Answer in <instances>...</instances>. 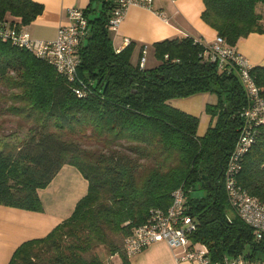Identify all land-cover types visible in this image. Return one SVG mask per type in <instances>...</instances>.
Segmentation results:
<instances>
[{"label": "trees", "instance_id": "16d2710c", "mask_svg": "<svg viewBox=\"0 0 264 264\" xmlns=\"http://www.w3.org/2000/svg\"><path fill=\"white\" fill-rule=\"evenodd\" d=\"M93 1L101 8L84 11L90 36L79 49L76 82L29 51L0 41V88L6 89L0 101H10L9 111L32 123L21 144L0 138V205L42 212L39 191L66 165L88 181V193L73 214L46 237L21 244L9 264H108L100 248L118 264H132L126 239L152 211L167 212L181 189L197 225L193 245L204 247L213 262L264 261V237L257 240L231 208L225 188L246 104L238 76L207 62V47L190 36L154 44L157 67L133 65L132 42L116 51L110 37L118 0ZM203 2L202 19L228 46L264 34V0ZM43 12L32 0H0V20L11 18L22 27ZM251 75L264 96V67H254ZM201 94L218 98L206 107L212 122L202 137L200 119L172 105ZM82 139L104 149H86ZM237 180L264 201V124L257 127Z\"/></svg>", "mask_w": 264, "mask_h": 264}, {"label": "crops", "instance_id": "0c3cea01", "mask_svg": "<svg viewBox=\"0 0 264 264\" xmlns=\"http://www.w3.org/2000/svg\"><path fill=\"white\" fill-rule=\"evenodd\" d=\"M44 7V12L30 25L23 26L34 39L53 41L60 28L69 24L70 8L100 9L93 0H32ZM151 7L132 6L116 30H110L113 47L121 51L132 42L135 50L133 65L137 66L142 56L146 67L152 69L160 62L155 56L154 44L186 36L210 45L218 36L216 30L202 19L205 10L203 0H151ZM11 19V18H10ZM9 19V20H10ZM12 20V19H11ZM246 57L253 67H264V34H251L241 39L234 47ZM214 94H201L172 102V105L200 119L198 135L204 136L212 119L206 113L208 105H215ZM88 181L80 171L66 165L54 181L39 191L42 212H30L0 205V264H9L15 250L24 242L46 237L55 227L68 219L77 203L87 195ZM197 248H203L196 245ZM183 249L174 250L165 242L151 245L143 252L130 258L132 264H196L179 261ZM115 264L119 260L114 257Z\"/></svg>", "mask_w": 264, "mask_h": 264}, {"label": "built area", "instance_id": "2783aa9c", "mask_svg": "<svg viewBox=\"0 0 264 264\" xmlns=\"http://www.w3.org/2000/svg\"><path fill=\"white\" fill-rule=\"evenodd\" d=\"M117 3L109 23L110 30L120 26L130 7H151V0H118ZM68 19L69 24L59 29L53 41L34 39L17 20H0V41L29 51L37 58L49 62L69 82H76L80 64L79 49L90 36V26L84 10L80 8H70ZM126 43L130 41L126 40ZM205 46V60L216 64L220 71L236 74L245 91L246 104L241 111L243 124L225 173V188L231 208L253 230L257 240H261L264 237V201L249 194L239 184L237 175L244 154L254 143L257 127L264 124V96L251 75L254 67L250 61L228 46L224 38L217 36L212 44ZM145 65L144 55L140 60L141 69ZM186 202L185 192L181 189L175 193L173 204L167 212L152 211L149 220L126 239L125 250L128 256L132 258L155 243L165 242L174 250H184V254L178 256L179 261L196 264H264V261L243 257L213 262L205 248H197L190 240L197 225L187 212Z\"/></svg>", "mask_w": 264, "mask_h": 264}, {"label": "rangeland", "instance_id": "374dc122", "mask_svg": "<svg viewBox=\"0 0 264 264\" xmlns=\"http://www.w3.org/2000/svg\"><path fill=\"white\" fill-rule=\"evenodd\" d=\"M262 12V7L260 8ZM0 91L6 93L5 88H0ZM10 101H0V138L4 143L10 142L13 144H21L27 138L29 134V128H31L32 123L28 121L23 116L15 115L9 111ZM82 146L86 149L92 150L94 152H100L104 149L103 145L96 144L95 141L82 139ZM195 195H201L200 192L195 193ZM204 248V247H203ZM97 253L106 259L108 264H115V260L110 259L105 256L103 249H97Z\"/></svg>", "mask_w": 264, "mask_h": 264}]
</instances>
